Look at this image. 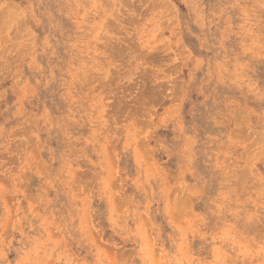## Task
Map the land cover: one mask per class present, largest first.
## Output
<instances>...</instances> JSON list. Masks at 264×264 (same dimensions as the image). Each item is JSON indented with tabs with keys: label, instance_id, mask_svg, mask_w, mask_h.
<instances>
[{
	"label": "rangeland",
	"instance_id": "obj_1",
	"mask_svg": "<svg viewBox=\"0 0 264 264\" xmlns=\"http://www.w3.org/2000/svg\"><path fill=\"white\" fill-rule=\"evenodd\" d=\"M0 264H264V0H0Z\"/></svg>",
	"mask_w": 264,
	"mask_h": 264
}]
</instances>
